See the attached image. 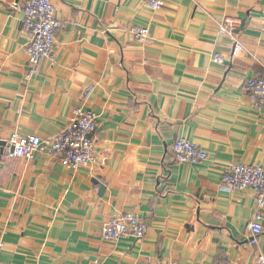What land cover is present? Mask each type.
I'll return each mask as SVG.
<instances>
[{
  "label": "crops",
  "instance_id": "obj_1",
  "mask_svg": "<svg viewBox=\"0 0 264 264\" xmlns=\"http://www.w3.org/2000/svg\"><path fill=\"white\" fill-rule=\"evenodd\" d=\"M26 1L0 0L1 263L257 264V192L222 176L235 163L264 166V105L246 88L264 76V0H165L156 11L143 0H53L63 25L33 75L12 7ZM228 17L241 21L235 56L219 32ZM135 26L149 27L147 42ZM78 107L98 115L95 163L12 154L14 135H55ZM180 138L208 159L177 162ZM125 212L140 215L144 237L104 239Z\"/></svg>",
  "mask_w": 264,
  "mask_h": 264
},
{
  "label": "built area",
  "instance_id": "obj_2",
  "mask_svg": "<svg viewBox=\"0 0 264 264\" xmlns=\"http://www.w3.org/2000/svg\"><path fill=\"white\" fill-rule=\"evenodd\" d=\"M154 11L165 5V0H143ZM14 9H20L23 14V27L28 36L27 54L30 64V75L37 73L43 61L52 57L56 45L57 33L62 27L53 0H27L22 7L13 3ZM241 21L226 18L219 23V32L233 40L232 56L238 55L245 47L236 30ZM135 37L142 42L150 38L147 26L133 27ZM264 30V22H263ZM215 61L225 63V57L215 55ZM246 88L256 107L264 105V76L252 77L246 82ZM98 128V115L78 107L67 125L52 136L14 135L13 155L16 157L32 158L36 154H47L57 159L65 167L88 166L96 162L97 147L95 134ZM174 156L179 163L197 164L208 159V153L187 138H180L174 144ZM224 186L232 190L253 189L257 192L256 211L249 222L251 243L256 245L259 236L264 232V166L235 163L228 167L222 176ZM147 230L145 222L136 212H125L113 215L102 227V236L106 240H119L125 237L141 239ZM5 244L0 242V254ZM0 264L1 260H0ZM257 264H264V254L257 257Z\"/></svg>",
  "mask_w": 264,
  "mask_h": 264
},
{
  "label": "water",
  "instance_id": "obj_3",
  "mask_svg": "<svg viewBox=\"0 0 264 264\" xmlns=\"http://www.w3.org/2000/svg\"><path fill=\"white\" fill-rule=\"evenodd\" d=\"M7 145L6 141L0 140V152L2 151V148L5 147ZM14 150V146H12V149Z\"/></svg>",
  "mask_w": 264,
  "mask_h": 264
}]
</instances>
